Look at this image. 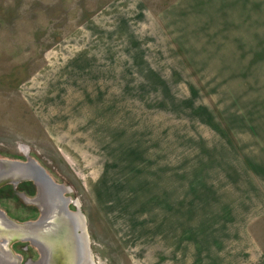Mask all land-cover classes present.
<instances>
[{
  "label": "rangeland",
  "instance_id": "1",
  "mask_svg": "<svg viewBox=\"0 0 264 264\" xmlns=\"http://www.w3.org/2000/svg\"><path fill=\"white\" fill-rule=\"evenodd\" d=\"M0 159L57 184L83 264H264V0H0Z\"/></svg>",
  "mask_w": 264,
  "mask_h": 264
},
{
  "label": "water",
  "instance_id": "2",
  "mask_svg": "<svg viewBox=\"0 0 264 264\" xmlns=\"http://www.w3.org/2000/svg\"><path fill=\"white\" fill-rule=\"evenodd\" d=\"M25 182L36 187L34 201L44 202H40L42 203L40 215L34 221L20 222L0 211V230L3 228L4 231L0 233V239L4 242L1 247L8 248L18 239H29L42 248L50 245L56 249L58 255L66 254V264L77 263L79 249L77 234H82V229L75 227V216L68 209L69 200L58 195L57 184L50 181L43 169L33 160L27 159L26 162H22L0 159V188L6 184H12L16 188Z\"/></svg>",
  "mask_w": 264,
  "mask_h": 264
},
{
  "label": "bare ground",
  "instance_id": "3",
  "mask_svg": "<svg viewBox=\"0 0 264 264\" xmlns=\"http://www.w3.org/2000/svg\"><path fill=\"white\" fill-rule=\"evenodd\" d=\"M74 220H75V227H80L83 222H82V218L79 217V215H74ZM81 229H82V234H77V236L79 237V249H78V256L76 257L77 259V263L75 262V264H83V260L86 258V253H88L87 251V237H86V232H85V229L81 226ZM85 257V258H84ZM84 258V259H83ZM89 258V256L87 257Z\"/></svg>",
  "mask_w": 264,
  "mask_h": 264
},
{
  "label": "flooded vegetation",
  "instance_id": "4",
  "mask_svg": "<svg viewBox=\"0 0 264 264\" xmlns=\"http://www.w3.org/2000/svg\"><path fill=\"white\" fill-rule=\"evenodd\" d=\"M19 185H24L25 188H27L28 190L30 189L31 190V186L33 188V185L31 183H20ZM19 185L17 186V188L19 187ZM13 190H15L16 188H12ZM29 190V191H30ZM31 205L33 206V208L38 212V215H40V211H41V208H40V204L44 203L43 201H40V200H35L34 201V198H36V193L34 192V194L31 196ZM24 201H26V199H24ZM42 202V203H40ZM26 203V202H25ZM1 211V210H0ZM6 214V213H5ZM9 218L13 219V220H16L15 218L9 216L8 214H6ZM39 217V216H38Z\"/></svg>",
  "mask_w": 264,
  "mask_h": 264
}]
</instances>
